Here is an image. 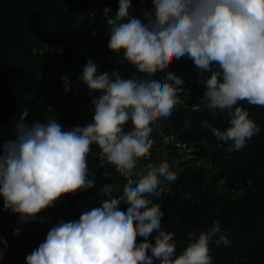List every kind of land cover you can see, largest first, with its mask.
Instances as JSON below:
<instances>
[{
    "label": "clouds",
    "instance_id": "clouds-1",
    "mask_svg": "<svg viewBox=\"0 0 264 264\" xmlns=\"http://www.w3.org/2000/svg\"><path fill=\"white\" fill-rule=\"evenodd\" d=\"M102 14L108 50L138 75L99 71L89 59L79 82L91 97V122L66 127L55 115L28 122L27 109L14 118L11 134L0 139V198L3 210L26 224L65 194L92 189L87 158L93 146L126 182L120 195L106 183L98 204L85 202L78 205V219L53 223L25 264H212L210 245L231 243L220 222L190 231L178 253L175 233L161 227L164 213L155 199L163 195V181L174 183L177 173L167 161L136 166L153 144L151 129L185 93L183 76L163 70L173 58L193 62L204 85L200 100L212 115L226 111L223 130L201 123L228 152L259 133L238 102L264 106V0H151L139 16L132 0H118L115 12L105 7ZM61 82L68 93L70 78L62 76ZM0 244L2 259L7 242L0 238Z\"/></svg>",
    "mask_w": 264,
    "mask_h": 264
},
{
    "label": "trees",
    "instance_id": "trees-1",
    "mask_svg": "<svg viewBox=\"0 0 264 264\" xmlns=\"http://www.w3.org/2000/svg\"><path fill=\"white\" fill-rule=\"evenodd\" d=\"M117 6L118 0H0V139L11 134L14 118L25 109L28 122H43L54 115L66 127L91 122V97L86 85L79 82L89 59L94 63L100 60L104 71L115 70L124 77L138 75L127 62L120 64L121 57L107 48L102 9L110 7L115 12ZM132 7L139 16L141 8L151 7V0H132ZM163 70L183 76V87L191 92L187 95L200 109L185 110L176 105L172 114L161 118L150 131L153 144L148 151L156 159L143 158L144 164L167 161L177 173L174 183L163 181V195L155 198L164 213L162 229L175 233L179 253L188 243L190 231L206 230L217 220L231 243L210 245L212 264H264V106L238 102L260 131L242 149L228 152L211 128L202 126L201 122L208 120L223 130L228 116L219 110L213 116L200 100L204 85L193 62L186 57L173 58ZM62 76L70 78L68 93L64 92ZM166 138L175 143H167ZM177 144L187 145L189 157L182 159L179 151L183 147ZM165 150L177 158H166ZM98 152L93 146L87 158L95 178L93 188L65 194L32 222L19 224L16 215L3 210L0 198V238L7 242L0 264H25L26 255L43 241L51 225L78 219V205L98 204L103 198L99 190L106 183L113 185L114 195L122 194L125 179ZM16 228H20L18 236L14 235ZM154 235L150 234L149 240Z\"/></svg>",
    "mask_w": 264,
    "mask_h": 264
},
{
    "label": "built area",
    "instance_id": "built-area-1",
    "mask_svg": "<svg viewBox=\"0 0 264 264\" xmlns=\"http://www.w3.org/2000/svg\"><path fill=\"white\" fill-rule=\"evenodd\" d=\"M61 48H63V47L61 46ZM60 52H62V49L60 50ZM94 61H95V63L99 66V71H104V69L102 68V65H101L100 60L96 59V60H94ZM185 94L190 95L191 92H187V91H185V93L182 94V96L180 97V101H181V102H180L179 104H177V105H181L182 108L185 109V110H198V109H200V106H199L198 104H196V103H195L196 105L187 106V104H186L187 101L184 100ZM189 97H190V96H189ZM166 142H167V143H170V142L175 143L174 140H170V139H168V138H166ZM177 146H178V147H181L182 145H181V144H177ZM182 147H183L182 149H184V150L187 151V155H186V156L189 157V155L191 154V151L189 150V148L187 147V145H183ZM141 157H143V158H145V159H153V160L156 159V158L153 156V154H152L151 151H148L146 156H141Z\"/></svg>",
    "mask_w": 264,
    "mask_h": 264
},
{
    "label": "rangeland",
    "instance_id": "rangeland-1",
    "mask_svg": "<svg viewBox=\"0 0 264 264\" xmlns=\"http://www.w3.org/2000/svg\"><path fill=\"white\" fill-rule=\"evenodd\" d=\"M186 91V90H185ZM185 98H184V100L185 101H187L186 102V104H187V106H192V105H196L195 103H197V102H194L192 99H191V97H189L187 94H185ZM188 98V99H187ZM199 105V104H198ZM170 140H174V139H170ZM175 142V141H174ZM179 153L182 155L181 157H182V159H185L186 158V155H187V151L186 150H181V151H179ZM163 155L166 157V158H172V157H175V158H177V156L176 155H173V154H171L168 150H165L164 151V153H163ZM162 160H159L158 161V163H160ZM158 163H156V164H158ZM144 165V161H143V157H140L139 159H138V164H137V169H139L140 167H142ZM171 167H172V169H174L175 168V166L174 165H170ZM212 169V168H211ZM213 171H214V169H212ZM134 174H136L135 173V171H134Z\"/></svg>",
    "mask_w": 264,
    "mask_h": 264
}]
</instances>
